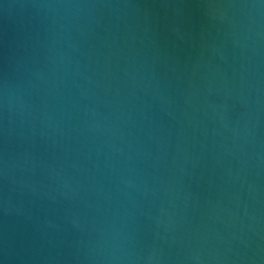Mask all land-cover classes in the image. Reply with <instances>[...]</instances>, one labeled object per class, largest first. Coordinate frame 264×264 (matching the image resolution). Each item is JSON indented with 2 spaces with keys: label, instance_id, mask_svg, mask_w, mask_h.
<instances>
[{
  "label": "water",
  "instance_id": "95a60500",
  "mask_svg": "<svg viewBox=\"0 0 264 264\" xmlns=\"http://www.w3.org/2000/svg\"><path fill=\"white\" fill-rule=\"evenodd\" d=\"M0 264H264L261 0H0Z\"/></svg>",
  "mask_w": 264,
  "mask_h": 264
},
{
  "label": "clouds",
  "instance_id": "9594fccd",
  "mask_svg": "<svg viewBox=\"0 0 264 264\" xmlns=\"http://www.w3.org/2000/svg\"><path fill=\"white\" fill-rule=\"evenodd\" d=\"M261 3L264 4V0H261Z\"/></svg>",
  "mask_w": 264,
  "mask_h": 264
}]
</instances>
